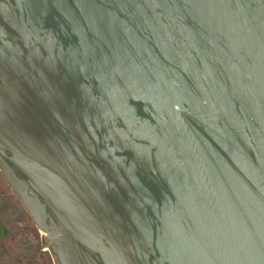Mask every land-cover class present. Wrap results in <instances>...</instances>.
<instances>
[{"label": "water", "instance_id": "obj_1", "mask_svg": "<svg viewBox=\"0 0 264 264\" xmlns=\"http://www.w3.org/2000/svg\"><path fill=\"white\" fill-rule=\"evenodd\" d=\"M0 171L39 264H264V0H0Z\"/></svg>", "mask_w": 264, "mask_h": 264}, {"label": "rangeland", "instance_id": "obj_2", "mask_svg": "<svg viewBox=\"0 0 264 264\" xmlns=\"http://www.w3.org/2000/svg\"><path fill=\"white\" fill-rule=\"evenodd\" d=\"M4 225L6 228H3ZM0 258L4 259L5 264H39L1 195Z\"/></svg>", "mask_w": 264, "mask_h": 264}, {"label": "trees", "instance_id": "obj_3", "mask_svg": "<svg viewBox=\"0 0 264 264\" xmlns=\"http://www.w3.org/2000/svg\"><path fill=\"white\" fill-rule=\"evenodd\" d=\"M1 172V171H0ZM39 231V230H38ZM37 232V231H36ZM36 238L38 239V232H37V236H36ZM35 241L36 240H34V239H31V243L30 244H33V245H35V247H36V249L38 248V245L35 243ZM41 242H42V240H41ZM35 249V250H36ZM12 255V254H11ZM11 255H10V257H9V259H11ZM1 260H0V264H5V261H4V259H2V258H0Z\"/></svg>", "mask_w": 264, "mask_h": 264}, {"label": "flooded vegetation", "instance_id": "obj_4", "mask_svg": "<svg viewBox=\"0 0 264 264\" xmlns=\"http://www.w3.org/2000/svg\"><path fill=\"white\" fill-rule=\"evenodd\" d=\"M3 228H6V226L4 225Z\"/></svg>", "mask_w": 264, "mask_h": 264}]
</instances>
